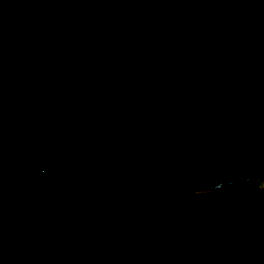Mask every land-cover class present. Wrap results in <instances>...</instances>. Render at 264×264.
I'll list each match as a JSON object with an SVG mask.
<instances>
[{
	"label": "water",
	"instance_id": "95a60500",
	"mask_svg": "<svg viewBox=\"0 0 264 264\" xmlns=\"http://www.w3.org/2000/svg\"><path fill=\"white\" fill-rule=\"evenodd\" d=\"M0 181L96 201L193 193L185 215L255 183L220 246L230 264L264 211V0H0ZM42 216L66 264L74 241Z\"/></svg>",
	"mask_w": 264,
	"mask_h": 264
},
{
	"label": "trees",
	"instance_id": "16d2710c",
	"mask_svg": "<svg viewBox=\"0 0 264 264\" xmlns=\"http://www.w3.org/2000/svg\"><path fill=\"white\" fill-rule=\"evenodd\" d=\"M256 186L203 194L185 215L193 193L96 201L64 188L40 189L38 196L0 181V264L65 259L68 242L42 208L74 241L66 264H216L226 231ZM230 264H264V211L240 234Z\"/></svg>",
	"mask_w": 264,
	"mask_h": 264
}]
</instances>
